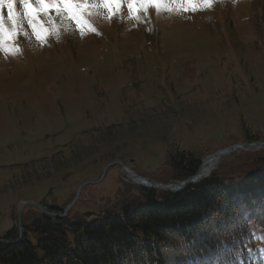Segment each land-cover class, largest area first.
<instances>
[{
  "label": "rangeland",
  "instance_id": "1",
  "mask_svg": "<svg viewBox=\"0 0 264 264\" xmlns=\"http://www.w3.org/2000/svg\"><path fill=\"white\" fill-rule=\"evenodd\" d=\"M220 4L127 31L114 22L102 36L0 64V237L22 203L65 208L82 185L81 213L110 206L119 190L139 198L120 164L170 184L169 155L201 164L231 145L264 143V0ZM263 162L264 149L236 150L210 175Z\"/></svg>",
  "mask_w": 264,
  "mask_h": 264
},
{
  "label": "trees",
  "instance_id": "2",
  "mask_svg": "<svg viewBox=\"0 0 264 264\" xmlns=\"http://www.w3.org/2000/svg\"><path fill=\"white\" fill-rule=\"evenodd\" d=\"M199 162L184 152L169 155L173 179L193 175ZM263 168L264 162L227 179L212 174L178 193L136 186L139 198H124L119 190L101 211L81 213L75 204L62 218L27 206L20 239L0 243V264H264ZM38 205L64 210L45 200ZM18 237L15 219L0 239Z\"/></svg>",
  "mask_w": 264,
  "mask_h": 264
},
{
  "label": "clouds",
  "instance_id": "3",
  "mask_svg": "<svg viewBox=\"0 0 264 264\" xmlns=\"http://www.w3.org/2000/svg\"><path fill=\"white\" fill-rule=\"evenodd\" d=\"M220 3H224V0H220ZM34 7H38L34 0L32 5L25 3L24 0L0 2V25L12 29L14 22L18 20L20 23L15 38L10 42L5 40L3 47L0 48V64L19 62L25 58L26 52L35 55L45 47L52 48L63 43L66 38L83 41L91 35L102 36V28L110 27L114 22L122 24L127 31L140 26L149 18L156 21L173 20L182 18L184 13L176 3L159 10L150 8L138 13L130 11L128 6H117L113 9L96 3L87 10L77 13V18L73 19L61 6L59 11L53 9L47 15L40 14L38 22L34 24V34L33 28L29 27V20L36 18ZM146 31L151 29L146 27Z\"/></svg>",
  "mask_w": 264,
  "mask_h": 264
},
{
  "label": "snow or ice",
  "instance_id": "4",
  "mask_svg": "<svg viewBox=\"0 0 264 264\" xmlns=\"http://www.w3.org/2000/svg\"><path fill=\"white\" fill-rule=\"evenodd\" d=\"M0 2H3V0H0ZM24 2L29 5L33 4V0H24ZM214 2L215 0H34L35 5L38 6L33 8L36 18L29 20V27L33 28L35 34L34 24L38 22L40 14L47 15L53 9L59 11L61 6H63V10L69 14L70 18L76 19L77 13L87 10L88 7L96 3L113 9L117 6H128L130 11L138 13L141 10L150 8L159 10L173 3L180 5V9L183 12H195L203 8H211ZM19 27L20 23L18 20L14 22L12 29L0 25V48L3 47L5 40L10 42L15 38L17 35L16 29ZM41 27H43V25H41ZM233 255L238 257L239 251L228 253L230 259Z\"/></svg>",
  "mask_w": 264,
  "mask_h": 264
},
{
  "label": "water",
  "instance_id": "5",
  "mask_svg": "<svg viewBox=\"0 0 264 264\" xmlns=\"http://www.w3.org/2000/svg\"><path fill=\"white\" fill-rule=\"evenodd\" d=\"M257 150V149H264V143L263 142H252V143H239V144H234L231 145L225 149H221L218 150L216 152H214L213 154H211L210 156L206 157L205 159H216L219 160L222 157H225L229 154H231L232 152L236 151V150H243V151H248V150ZM203 159L201 161V164L199 165V167L197 168L196 172L187 177L186 179L182 180V181H176L174 183H170V184H159V183H154L151 182L149 179L139 176L137 175L134 171H132L131 169L121 165V173L125 175V177L130 180L133 184L140 186L142 188H149V189H155V190H161V191H168L171 193H176L179 191H182L183 189H185L187 186L189 185H194L196 183H198L199 181H201L202 179H205L208 177V175H201V169H202V165L204 160ZM82 187V186H81ZM80 187V188H81ZM78 189L74 199L72 200V202L64 209L62 214H53V213H49L47 211H45L44 209L41 208V210L49 215V216H53V217H64L74 206V204L76 203V200L78 198V194H79V190ZM28 205H34L33 203H28V202H24L21 204L20 208L18 209L17 212V216H16V222H17V228L18 231L20 232L21 229V213L24 207L28 206ZM39 207V206H38ZM20 239V235L19 238L15 241H7V240H0V243L3 244H14L16 243L18 240Z\"/></svg>",
  "mask_w": 264,
  "mask_h": 264
},
{
  "label": "bare ground",
  "instance_id": "6",
  "mask_svg": "<svg viewBox=\"0 0 264 264\" xmlns=\"http://www.w3.org/2000/svg\"><path fill=\"white\" fill-rule=\"evenodd\" d=\"M218 160L216 159H205L201 169V175H210L215 169Z\"/></svg>",
  "mask_w": 264,
  "mask_h": 264
}]
</instances>
